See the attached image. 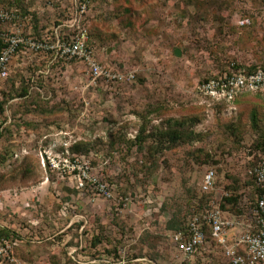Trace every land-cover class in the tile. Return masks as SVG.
<instances>
[{
    "label": "rangeland",
    "instance_id": "rangeland-1",
    "mask_svg": "<svg viewBox=\"0 0 264 264\" xmlns=\"http://www.w3.org/2000/svg\"><path fill=\"white\" fill-rule=\"evenodd\" d=\"M90 3L80 27L77 0H22V16L31 17L23 31L55 42L56 31L67 38L84 30L102 65L135 78L95 84L81 60L18 54L0 83V242H17L22 264H50L40 259L66 235L68 244L89 243L93 256L124 247L130 257L178 264L171 235L198 208L222 204L250 228L264 96L213 104L200 85L233 64L264 67V0ZM210 169L215 186L206 192ZM65 253V264H77Z\"/></svg>",
    "mask_w": 264,
    "mask_h": 264
},
{
    "label": "built area",
    "instance_id": "built-area-1",
    "mask_svg": "<svg viewBox=\"0 0 264 264\" xmlns=\"http://www.w3.org/2000/svg\"><path fill=\"white\" fill-rule=\"evenodd\" d=\"M77 2V13L81 15L87 10L90 2ZM30 20L31 17L22 16L14 7H0V83L10 76L12 64L18 54L26 51L53 52L64 59L81 60L87 66L91 81L95 84L101 81L110 86L134 80L133 72H122L104 66L96 59L94 48L88 44L86 31L81 30L75 36L67 38H62L56 31L57 40L52 42L49 36L38 38L25 34L22 22L28 24ZM76 24L74 21L71 26ZM200 92L213 104H232L237 97L247 93L264 94V67L249 70L244 65L233 64L217 76L202 82ZM252 173L262 192L257 200L254 222L250 228L241 229L238 219L230 218L226 211L213 201L204 211L193 214L183 230L172 233L171 241L182 256L178 264H194L198 256L202 259V264H264V159L255 165ZM83 177L91 181L105 197L113 196L112 191L95 177L85 173ZM215 179V171L208 170L204 175L203 190L212 191ZM127 204L128 202H125L124 206ZM53 240L56 245L62 243L64 247L68 246L67 255L77 264H160L147 256L130 257L124 247H119L117 253L101 256H93L96 249L92 248L91 255L81 256L80 252L84 251L86 241L77 239L74 245H68L70 237L67 235L59 241ZM16 245L17 242L10 243L2 239L0 264H22L15 254Z\"/></svg>",
    "mask_w": 264,
    "mask_h": 264
},
{
    "label": "trees",
    "instance_id": "trees-1",
    "mask_svg": "<svg viewBox=\"0 0 264 264\" xmlns=\"http://www.w3.org/2000/svg\"><path fill=\"white\" fill-rule=\"evenodd\" d=\"M91 1H93V0H89V2H91ZM22 2V0H15L14 2H13V7L14 8H16V9H18L19 11H21V5L22 4H20ZM79 2L80 3H83V2H85V0H79ZM90 4L91 3H89V5H88V8L90 7ZM67 5V4H66ZM87 8V9H88ZM87 11L88 10H86L83 14H81L80 15V27L82 26H85V21H86V19H87ZM73 31H77V30H73ZM101 63V62H100ZM102 64V63H101ZM236 65H238L239 66V64H236ZM244 66H246V65H244ZM237 67V66H236ZM249 70H256L259 66H246ZM115 69V68H114ZM117 70H119V69H117ZM119 71H121V70H119ZM123 72V71H122ZM219 74V73H218ZM218 74H214L213 76H211L210 78H212V77H215V76H217ZM210 78H207V79H205L204 81H207L208 79H210ZM204 81H202V82H204ZM248 94H254V95H261V96H264V94L263 93H247V94H243V95H240L239 97H237L236 99H235V101L237 100V99H239L240 97H242V96H244V95H248ZM264 159V158H263ZM263 159H261V160H263ZM261 160H259L256 164H254L253 166H252V168L250 169V174H251V176H252V179H253V183H254V188H255V191H256V193H257V197H256V201H255V205H254V208H253V212H254V209H255V207H256V203H257V200H258V198L260 197V195H261V192H262V189H261V187L257 184V180H256V177H255V175L252 173V170L254 169V167H255V165H257ZM209 205L210 204H207V205H205L204 206V208L202 209V208H198L199 210H197V211H195V212H193L191 215H190V217L193 215V214H195V213H199V212H202V211H204L207 207H209ZM221 208H222V210H223V205L221 204ZM189 217V218H190ZM186 226V225H185ZM185 226H183V227H180V228H178L177 230H175V231H179V230H183L184 228H185ZM209 230V229H208ZM174 231V232H175ZM208 233H209V231H208ZM74 243H76L75 242V240L73 241ZM72 242V244H74ZM91 245L89 244V243H86V246H85V250L87 249L86 247H90ZM94 246V245H93ZM93 248V247H92ZM91 247L89 248V249H92ZM118 251V250H117ZM62 256H66V253H65V251H61V250H55L54 252H52V255H45V257H43V258H41L40 260H41V262H49L50 264H60V261H61V259L63 258ZM67 258L70 260V258L68 257V255H67ZM39 260V261H40Z\"/></svg>",
    "mask_w": 264,
    "mask_h": 264
},
{
    "label": "crops",
    "instance_id": "crops-1",
    "mask_svg": "<svg viewBox=\"0 0 264 264\" xmlns=\"http://www.w3.org/2000/svg\"><path fill=\"white\" fill-rule=\"evenodd\" d=\"M226 213H227V212H226ZM68 245H74V244H68ZM64 246H65V245H63V244L61 243V245H58L57 248H58V250H61V251H62L63 249H65V252H66L67 249H68V246L65 247V248H64ZM62 257H63V258L61 259L60 264H65L63 261L65 260V257H66V256H62Z\"/></svg>",
    "mask_w": 264,
    "mask_h": 264
},
{
    "label": "water",
    "instance_id": "water-1",
    "mask_svg": "<svg viewBox=\"0 0 264 264\" xmlns=\"http://www.w3.org/2000/svg\"><path fill=\"white\" fill-rule=\"evenodd\" d=\"M175 55L180 56L181 55V52L178 49H176L175 50Z\"/></svg>",
    "mask_w": 264,
    "mask_h": 264
}]
</instances>
